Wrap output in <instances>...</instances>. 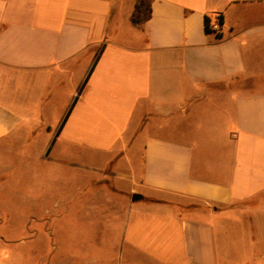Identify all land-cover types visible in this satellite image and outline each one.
Returning <instances> with one entry per match:
<instances>
[{
  "label": "crops",
  "instance_id": "1",
  "mask_svg": "<svg viewBox=\"0 0 264 264\" xmlns=\"http://www.w3.org/2000/svg\"><path fill=\"white\" fill-rule=\"evenodd\" d=\"M135 3L0 0V145L114 164L116 264H264V0Z\"/></svg>",
  "mask_w": 264,
  "mask_h": 264
},
{
  "label": "rangeland",
  "instance_id": "2",
  "mask_svg": "<svg viewBox=\"0 0 264 264\" xmlns=\"http://www.w3.org/2000/svg\"><path fill=\"white\" fill-rule=\"evenodd\" d=\"M37 145H0V237L12 264H116L128 182L101 155L56 146L41 157Z\"/></svg>",
  "mask_w": 264,
  "mask_h": 264
},
{
  "label": "trees",
  "instance_id": "3",
  "mask_svg": "<svg viewBox=\"0 0 264 264\" xmlns=\"http://www.w3.org/2000/svg\"><path fill=\"white\" fill-rule=\"evenodd\" d=\"M150 7H149V0H136V3L134 5V9L131 12L130 15V19L133 23H140L141 21L145 20L146 18H148L150 11H149ZM216 19L218 20L219 25L222 23V15L219 14ZM209 23H210V19L205 16L204 17V28L206 32H213V30H211L209 28ZM217 35H219L217 33ZM67 117V115L65 116V118ZM64 118V120H65ZM63 120V121H64Z\"/></svg>",
  "mask_w": 264,
  "mask_h": 264
},
{
  "label": "built area",
  "instance_id": "4",
  "mask_svg": "<svg viewBox=\"0 0 264 264\" xmlns=\"http://www.w3.org/2000/svg\"><path fill=\"white\" fill-rule=\"evenodd\" d=\"M209 28L213 30L214 33L219 31V23L218 20L215 19L214 21L209 23Z\"/></svg>",
  "mask_w": 264,
  "mask_h": 264
},
{
  "label": "water",
  "instance_id": "5",
  "mask_svg": "<svg viewBox=\"0 0 264 264\" xmlns=\"http://www.w3.org/2000/svg\"><path fill=\"white\" fill-rule=\"evenodd\" d=\"M142 196L139 194V193H137V192H133L132 194H131V199L132 200H137V199H139V198H141Z\"/></svg>",
  "mask_w": 264,
  "mask_h": 264
}]
</instances>
